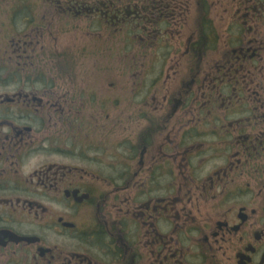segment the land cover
I'll return each instance as SVG.
<instances>
[{
  "label": "flooded vegetation",
  "instance_id": "af4514ba",
  "mask_svg": "<svg viewBox=\"0 0 264 264\" xmlns=\"http://www.w3.org/2000/svg\"><path fill=\"white\" fill-rule=\"evenodd\" d=\"M0 264H264V0H0Z\"/></svg>",
  "mask_w": 264,
  "mask_h": 264
},
{
  "label": "rangeland",
  "instance_id": "374dc122",
  "mask_svg": "<svg viewBox=\"0 0 264 264\" xmlns=\"http://www.w3.org/2000/svg\"><path fill=\"white\" fill-rule=\"evenodd\" d=\"M2 65V63H0Z\"/></svg>",
  "mask_w": 264,
  "mask_h": 264
}]
</instances>
